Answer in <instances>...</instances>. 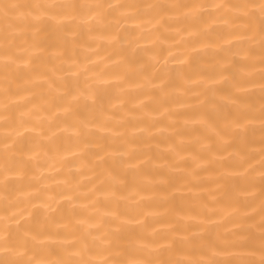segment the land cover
<instances>
[{
    "label": "bare ground",
    "instance_id": "bare-ground-1",
    "mask_svg": "<svg viewBox=\"0 0 264 264\" xmlns=\"http://www.w3.org/2000/svg\"><path fill=\"white\" fill-rule=\"evenodd\" d=\"M16 2L35 3L39 0ZM110 2L140 4L146 0ZM147 2L235 4L247 0ZM109 20L113 17L110 16ZM149 20L151 17L141 16L126 23L121 20L117 26L94 28L91 32L82 29L76 32L71 43L62 41L51 27L42 28L35 38L26 32L19 37L18 43L34 51L30 66L24 68L21 65L19 69L10 70L8 83H4L6 73L0 65V104L12 102L7 112L0 110V165L3 164V145H13L12 151L22 158V167L20 177L9 184V200L14 204L10 211L22 210V223L35 225L39 222L43 225L47 235L38 237V241L43 243L36 247L40 259H58L66 242L72 240L73 234L79 235L81 221L84 228L89 225H99L101 231L114 228L112 217L105 216V213L142 221L139 225L130 224L122 233L120 242L124 246H128L129 239L141 238L154 242L153 246L155 243L163 244L165 242L160 237L169 226L186 227L190 232L203 230L206 236H215L226 229L236 231L238 224L255 223L260 219L258 214H254V210L258 213L259 209L258 178L264 157L261 152L264 132L259 120L250 124L245 122L243 129L225 137L226 144L218 143L211 129L200 123L202 119L207 120L215 127L224 123V117L229 120L235 118L237 105L222 99L229 92L240 105L252 106L258 116L260 73L264 69L258 54L252 60L236 64L244 57L239 49L247 48L251 42L237 44L234 36H239L240 31L220 21L212 24L205 36L207 43L219 44L220 47L190 53L194 45L186 36V29L190 30L192 22L173 19L159 24L153 20L149 24ZM139 24H143V31L137 27ZM229 31L234 35H228ZM111 35L118 36L119 41L107 38ZM225 40H232V45H224ZM33 43L37 50L30 48ZM169 52L175 61L187 56L188 62L184 65L175 62L169 57ZM237 52L232 70L225 75L231 80L235 72L250 81L241 85L245 91L237 93L223 81L206 89L205 84L209 80L218 79L214 73L219 64L225 63L223 56ZM121 55L129 65L122 83L114 80L113 74L117 69L112 64ZM72 61L88 69L79 77L81 85L88 83L85 77L94 73H102L111 81L105 90L104 100L105 115L112 117L107 123L111 132L101 133L98 128H93L87 137L77 140L57 130L64 128L66 121L63 114L57 113L48 85L56 84L57 77L67 78L66 74L72 70ZM161 81L165 84L166 95L154 87ZM5 87L10 88L8 100L3 95ZM213 103L219 108V113L210 112ZM78 111L87 115L88 108L81 104ZM22 113H29L30 117L26 118L28 122L24 127H38L42 135L22 130ZM139 129L144 131H137ZM16 132L21 134L16 135ZM5 134L9 139L5 140ZM97 144L103 149L97 148ZM122 145L130 146L128 154L113 156L112 153L124 150ZM72 152L78 155H70ZM98 156L103 160L97 159ZM107 173L119 174L122 183L112 189L106 179ZM246 177L255 178L254 187L249 186ZM94 188L97 190L95 197L76 195ZM101 188L114 190L116 198H105L100 194ZM0 194H3V189H0ZM67 196H73V199L68 201ZM44 204L54 211H49ZM249 215H254L253 221L245 219ZM185 217H195V220H185ZM131 253V258H143L135 253V249H131ZM106 255L104 252L90 254L96 259ZM167 255L164 254L165 257ZM201 257L199 252L173 254V258Z\"/></svg>",
    "mask_w": 264,
    "mask_h": 264
},
{
    "label": "snow or ice",
    "instance_id": "snow-or-ice-1",
    "mask_svg": "<svg viewBox=\"0 0 264 264\" xmlns=\"http://www.w3.org/2000/svg\"><path fill=\"white\" fill-rule=\"evenodd\" d=\"M169 13L176 15L171 16ZM110 16L113 17V20H109ZM141 16L151 17V20L148 21L149 24L153 20L159 24L161 21L173 19L192 22L190 30L186 29V36L194 45L190 49V53H198L209 47H220L219 44L210 45L205 41V36L211 25L220 21L224 25L240 31L239 36H234L237 44L251 42L247 48L239 49V52L244 53V57L243 60L235 63L242 64L244 61L254 59L258 54L259 63L264 65V0H247V2L235 4L216 2L207 4L152 3L147 0L140 4L112 3L110 0L107 2H100V0H83V2L81 0H39L35 3H20L16 0H7V2L0 0V22L3 25L0 27V65L3 66L6 73L4 83H8L7 73L10 70L19 69L21 65L24 68L30 66V59L34 55V51L23 48L18 43L19 37L26 32H30L35 38L42 28L51 27L62 41L71 43L79 30L87 29L91 32L94 28L117 26L120 25L121 20L126 23L129 19ZM236 21L241 23H234ZM137 27L141 31L144 30L143 24H139ZM228 35H234V32L229 31ZM107 38L113 42L119 41V37L115 35ZM232 43V40L224 41V45L229 47ZM30 48L37 50V45L33 43ZM239 52L233 53L232 56L228 54L223 56L225 63L219 64L214 73L218 79L209 80L205 84L206 89L223 81L237 93L245 91L241 85L250 83V81L243 79L242 76H237L235 72H233L231 80L225 75L226 72L232 70L233 58ZM25 53L27 56L24 55ZM169 57L175 61L171 52H169ZM175 62L184 65L188 62L187 56L185 59ZM164 63L167 64V60ZM112 64L117 69L113 74L114 80L124 82V77L129 70L125 56L121 55L118 60L112 61ZM70 69L72 70L66 74L67 78L57 77L56 84L49 83L48 85L56 111L63 114L66 121L65 127L57 130L68 133L77 140L87 137L93 128H98L101 133L111 132L107 123L111 121L112 117L105 115L104 109L105 90L111 81L105 79L102 73H94L91 77H85L89 81L88 83L81 85L79 77L82 73L88 72L87 67L72 61ZM260 80L261 104L258 116L252 106L240 105L229 92V95L222 99L237 105L238 114L235 118L229 120L224 117V123L215 127L207 120L200 121L205 127L211 129L218 143L226 144L228 141L225 137L243 129L245 122L250 124L256 119L259 120L261 131L264 132V69L260 73ZM154 87H158L161 94L166 95L163 81ZM9 94L10 88L5 87L3 89L5 100H8ZM11 103L9 100L7 103L0 104V110L7 112ZM81 104L88 108L87 115L79 113L78 108ZM167 111L165 109V112ZM219 111L216 104L210 105L211 113H219ZM26 118L30 119L29 113H22L20 120L22 130L42 135L38 127H24L28 122ZM4 119L7 120V117ZM20 134L21 132H16V135ZM7 139H9V135L5 134V140ZM262 143H264V137H262ZM96 147L103 149L100 144H97ZM204 147L210 146L204 145ZM12 148L13 145L9 143L3 145V164L0 165V189H3V194H0V205H2L0 207V213H2L0 214V264H264V157L260 162L262 170L258 178L260 185L258 213L254 210V214H258L260 217L258 222L238 224L236 231L226 229L215 236H206L203 230L190 232L186 227L180 229L169 226L168 231L160 237V240L165 242L163 244L155 243L153 246L154 242L150 243L141 238L129 239L128 246H124L120 242L122 233L127 231L130 224L139 225L142 224V221L124 219L117 216L116 213H105V216L112 217V223L116 225L114 228L107 231H101L99 225H89L84 228V222L81 221L79 235L73 234L72 240L66 242L59 258L49 261L38 258L36 252L37 244L43 243V241H38V237L47 235L43 230V225L39 222L35 225L28 222L22 223L23 211L20 209L10 211L14 204L9 200V184L14 178L20 177V168L22 167V158L14 153ZM122 148L123 151L112 153V155H127L131 150L130 146L122 145ZM261 152L264 153V148L261 149ZM70 155L77 156L78 153L72 152ZM97 159L103 160V157L98 156ZM128 167L134 166L129 165ZM246 178L249 181V186L254 187L255 178ZM106 179L110 182L112 189L122 183L119 174L107 173ZM100 194L105 198H116L114 190L105 191L101 188ZM76 195L95 197L97 190L94 188L86 193H76ZM66 199L71 201L73 196H67ZM92 204H95V200L92 201ZM44 207L49 208V211H54L48 204H44ZM184 219L195 220V217H185ZM245 219L253 221L254 215H249ZM93 232L98 234L94 235ZM182 232L187 234H181ZM131 249H135V253L142 255L143 258H131ZM30 252L33 254L29 255ZM100 252L107 253V255L100 259L90 256L92 253ZM177 252H199L202 253V257L199 259L173 258V254ZM165 253L168 254L166 257ZM229 256L238 258L220 259V257Z\"/></svg>",
    "mask_w": 264,
    "mask_h": 264
}]
</instances>
